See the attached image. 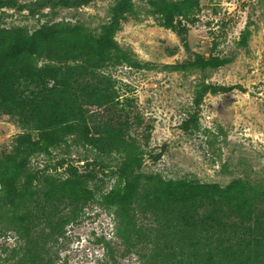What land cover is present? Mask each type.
<instances>
[{"label": "trees", "instance_id": "trees-1", "mask_svg": "<svg viewBox=\"0 0 264 264\" xmlns=\"http://www.w3.org/2000/svg\"><path fill=\"white\" fill-rule=\"evenodd\" d=\"M92 1L35 0L17 5V0H0V11L17 6L27 8L31 16L48 17L58 8ZM146 1L158 23L175 31L186 45L188 25L196 20L200 0ZM135 14L133 0H113L109 20L97 30L66 20H45L33 29L0 26V112L16 117L25 130L18 135L13 152L0 158V216L22 239L21 247L11 249V256L41 264L36 255L40 242L75 220L88 201L97 199L116 207L118 235L127 240L139 235L134 204L162 218L160 236L154 238L160 251L158 263L145 264H264L263 185L236 178L222 186L164 179L159 173L143 171V144L152 126L145 122L135 99L119 100L110 80L102 75L108 67L144 66L115 40L121 22ZM35 57L50 63L38 66ZM229 61L225 56L197 53L167 68L204 72ZM228 90L203 80L196 86L193 106L197 109L207 93ZM89 106L102 108V123H92ZM197 124L194 110L181 127L189 131ZM63 146L83 147L94 152L95 159L84 157L81 166L61 159V174L31 167L34 156L50 155ZM107 156H114V167L104 163ZM95 169L113 178L108 189L96 184ZM7 249L0 245V264H7L8 257L1 255Z\"/></svg>", "mask_w": 264, "mask_h": 264}, {"label": "rangeland", "instance_id": "rangeland-1", "mask_svg": "<svg viewBox=\"0 0 264 264\" xmlns=\"http://www.w3.org/2000/svg\"><path fill=\"white\" fill-rule=\"evenodd\" d=\"M33 1L17 0V5ZM133 1L136 14L121 22L115 40L144 66L108 67L102 75L110 80L119 100L135 99L145 122L152 126L147 143L142 141L143 171L159 173L164 179L184 178L224 186L242 178L264 186V0H200L196 20L188 25L186 45L175 31L158 23L146 0ZM112 4L113 0H94L81 7L58 8L48 17L38 13L31 16L27 8L5 7L0 11V26L26 25L33 29L45 20H66L97 30L109 20ZM197 53L225 56L230 61L204 72L167 68ZM35 62L38 66L50 63L44 57H35ZM203 80L229 90L207 93L196 109L193 97ZM87 109L94 116L92 123L103 122L102 108ZM194 110L198 126L185 131L181 125ZM24 131L16 117L0 112V158L13 152L18 135ZM158 152L162 154L154 160ZM93 153L83 147L63 146L50 155L34 156L30 165L35 170L61 174V159L81 166L84 157L95 159ZM112 157L103 161L114 167ZM95 170L96 184L108 189L113 178ZM133 211L139 235L127 240L118 235L116 207L97 199L88 201L75 220L40 242L36 255L41 264L158 263L160 251L154 238L160 236L157 230L162 218L136 204ZM21 244L18 233L0 216V245L8 248L1 255L8 257L7 264H31L19 261L20 255L11 256V249Z\"/></svg>", "mask_w": 264, "mask_h": 264}]
</instances>
